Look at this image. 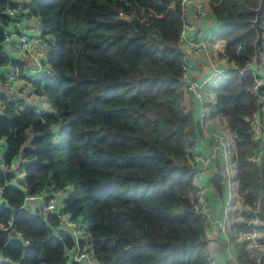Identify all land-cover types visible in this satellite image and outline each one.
Here are the masks:
<instances>
[{
  "label": "trees",
  "instance_id": "obj_1",
  "mask_svg": "<svg viewBox=\"0 0 264 264\" xmlns=\"http://www.w3.org/2000/svg\"><path fill=\"white\" fill-rule=\"evenodd\" d=\"M257 4L209 0L221 26L216 38L240 69L254 54L256 34L246 21ZM7 7H16L13 0H0V41ZM26 8L41 38H53L46 54L52 74L32 81L52 112L0 96L3 165L26 162L22 179L0 168V224L7 227L0 264L65 263L69 233L57 229L54 215L22 207L26 195L43 191L65 192L64 211L82 218L101 264H206L205 222L193 197L196 124L180 104L179 0H29ZM9 64L21 72L22 62L0 45V67ZM251 85L249 70L222 80L210 113L234 135L238 196L252 210L257 203L264 209V164L250 161L259 148L249 126L257 110ZM212 184L223 192L218 175ZM230 230L237 241L250 228L241 222ZM238 243L242 262L264 264V254L256 261Z\"/></svg>",
  "mask_w": 264,
  "mask_h": 264
},
{
  "label": "built area",
  "instance_id": "obj_2",
  "mask_svg": "<svg viewBox=\"0 0 264 264\" xmlns=\"http://www.w3.org/2000/svg\"><path fill=\"white\" fill-rule=\"evenodd\" d=\"M179 6L183 12L186 9L192 10V15L196 19H202L207 16V8L201 0H179ZM6 16V28L3 32V38L0 45L8 52H17L26 56V61L22 62V70L19 72L15 67V72L0 85L8 91L6 99L8 101H18L23 97H32L43 94L37 93L31 82L43 76L52 74L50 66L46 59H41L39 55V46L41 37L37 36L31 40L30 36L21 30V23L31 18L28 10L19 7H7L4 10ZM262 33L264 35V17L262 18ZM187 24L183 21L180 38L184 37ZM190 51L193 56L207 54V46L202 41H193L189 43ZM9 48V49H8ZM241 45H237L238 52ZM210 73L199 80H187L185 90L196 102L198 114L195 120L197 138L208 145V151L192 152V163L196 167L210 170L212 175L219 177L223 188V198L220 214L213 216L205 192L199 186H195L194 202L197 215L205 223L213 224L224 241V255L228 264H245L237 254L234 243L230 240L231 218L239 204L237 182L235 180V144L234 135L227 128H211L210 122H216L221 117L211 115L210 106L215 102V89L222 80L228 79L233 73L242 74L244 70H249L250 63L245 68H238L236 64L229 60L221 49L218 56L207 58ZM264 62V48L261 51V60L255 70H249L252 73V85L250 92L255 97L257 110L250 118V129L253 132V139L259 143L258 151L252 154L250 161L252 163L264 164V67L260 64ZM32 65V67H31ZM189 62L183 57V68L185 75L187 73ZM22 75L23 77H21ZM23 81L22 85L18 81ZM46 98V97H45ZM214 100V101H213ZM2 103L0 102V110ZM222 119V118H221ZM233 148V150H232ZM4 153V145L0 143V157ZM0 187V204L3 203ZM65 192L43 191L33 195H26L23 200V209L30 212L39 211L44 215H54L57 220V229L67 231L72 239V247L66 249L64 264H101L96 260L92 251L89 235L86 225L81 217L71 219L70 215L64 211L63 196ZM249 218L243 222L250 228L248 232L238 233L236 236L238 242H242L246 247L260 257L264 254V209L260 203H257L254 209H249ZM0 224V230H6ZM206 264H221L210 256H207Z\"/></svg>",
  "mask_w": 264,
  "mask_h": 264
},
{
  "label": "crops",
  "instance_id": "obj_3",
  "mask_svg": "<svg viewBox=\"0 0 264 264\" xmlns=\"http://www.w3.org/2000/svg\"><path fill=\"white\" fill-rule=\"evenodd\" d=\"M207 8V16L202 19H196L192 15L191 9H186L183 12V21L187 24V28L185 30V34L183 38L179 40V47L182 50L184 58L189 62V67L187 73L183 75L180 84V93H181V106L188 112L191 113L193 120H196L198 114V106L196 102L191 98V96L185 90V83L187 80H199L210 73V68L207 62V58L210 56H218L221 49H224V42L216 38L217 33L220 31L221 26L216 21L215 15L211 10L209 5V0H201ZM13 3L16 7H19L23 10H28L26 5L29 3V0H13ZM29 11V10H28ZM21 30L28 34L33 40V38L40 36L41 37V27L40 23L36 16L31 15V18L28 20H24L21 23ZM52 36L46 35L41 38V45L39 46L38 50L41 55L39 57L43 60L46 59V54L48 51V44L52 42ZM193 41H202L207 46V54L200 55V56H193L190 51V42ZM9 49V48H8ZM9 55L14 59L19 61H26V56L24 54H20L17 52H10L8 51ZM260 68L264 67V62L261 63ZM32 67V65H31ZM5 69V70H3ZM0 78L6 80L9 76L14 74L15 66L14 65H7L0 67ZM25 80L18 81V84L22 85ZM2 83V82H0ZM32 84V82H31ZM33 87H35L32 84ZM8 91L4 88L3 85H0V96L6 98ZM26 105L30 108L34 109L37 113H51L52 107L50 102L47 98L41 97V95L32 96V97H23L21 98ZM214 101V100H213ZM213 105L210 106V108ZM211 128H219L224 129L226 128L224 121L220 118L216 122H210ZM58 126H53V131H57ZM208 145L204 143L202 140L196 137L195 144H194V151H208ZM25 161H22L19 157H16L12 160L9 165V169L3 165V161L0 157V168L4 169V171L11 172L15 166H20L21 170L19 173L13 171L11 174H17V178L15 179H22L23 178V165ZM193 173V183L195 186H199L205 192L207 197L210 210L213 216H218L220 214L221 203L223 198L222 189L218 192L212 184V173L210 170L203 169L201 167H194ZM51 193V192H48ZM239 206L233 213L231 218V226L230 229L233 228L235 225L243 222V213H248L249 209L242 203L241 199H239ZM235 229V228H234ZM231 231V230H230ZM232 233V232H231ZM232 235V234H231ZM205 236L207 238V255L215 259L221 264H228L226 263L225 255H224V241L221 239L217 228L211 223H205ZM232 242L234 239H230ZM235 241V240H234ZM236 244V251L239 254V245L237 241L234 242ZM235 246V245H234ZM246 253L249 255L250 258L256 259V261L260 260V257L252 251H250L246 246L244 247ZM0 261H4L3 257H0Z\"/></svg>",
  "mask_w": 264,
  "mask_h": 264
},
{
  "label": "water",
  "instance_id": "obj_4",
  "mask_svg": "<svg viewBox=\"0 0 264 264\" xmlns=\"http://www.w3.org/2000/svg\"><path fill=\"white\" fill-rule=\"evenodd\" d=\"M251 12L254 15V18L247 20L246 22L250 24L251 28L255 31L256 38L253 42L254 54L250 61L249 70H255L259 61L261 60V48H264V35L262 33V18L264 17V0H258L256 8H252ZM118 20L126 21L127 17L121 14L118 17ZM114 240L115 237L113 236Z\"/></svg>",
  "mask_w": 264,
  "mask_h": 264
},
{
  "label": "rangeland",
  "instance_id": "obj_5",
  "mask_svg": "<svg viewBox=\"0 0 264 264\" xmlns=\"http://www.w3.org/2000/svg\"><path fill=\"white\" fill-rule=\"evenodd\" d=\"M53 40V39H52ZM3 70H5V69H3ZM1 71V70H0ZM2 72V71H1ZM0 143H2V144H5V140L4 139H0ZM232 150H233V148H232ZM236 150V149H235ZM235 155H236V151H235ZM8 169H9V166L7 167ZM21 170V167L20 166H15L14 167V169L11 171V172H8V173H12L13 171H15L16 173H19V171ZM12 175V177L13 178H17L18 176H17V174H11Z\"/></svg>",
  "mask_w": 264,
  "mask_h": 264
},
{
  "label": "bare ground",
  "instance_id": "obj_6",
  "mask_svg": "<svg viewBox=\"0 0 264 264\" xmlns=\"http://www.w3.org/2000/svg\"><path fill=\"white\" fill-rule=\"evenodd\" d=\"M24 62V61H23ZM36 80V79H35Z\"/></svg>",
  "mask_w": 264,
  "mask_h": 264
}]
</instances>
